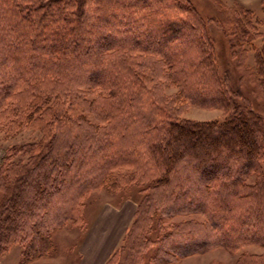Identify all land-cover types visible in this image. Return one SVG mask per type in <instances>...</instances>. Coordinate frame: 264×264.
Masks as SVG:
<instances>
[{
  "label": "trees",
  "instance_id": "1",
  "mask_svg": "<svg viewBox=\"0 0 264 264\" xmlns=\"http://www.w3.org/2000/svg\"><path fill=\"white\" fill-rule=\"evenodd\" d=\"M164 6L178 16L160 15ZM233 23L227 34L235 54L253 39L254 26L244 11ZM150 25L158 26L157 35ZM262 39L254 65L264 83ZM214 49L189 0H0V116L42 133L7 151L20 152L19 159L0 164V175L13 179L0 205V253L20 244L19 264L50 254L52 232L79 218L84 198L124 177L145 183L149 207L161 203L167 215L201 211L212 231L223 229V237L232 232L229 204L248 197L258 206L264 199L256 184H246L259 163L263 120L237 102L239 93L226 75L219 77ZM166 79L190 103L223 108L224 117L177 118L158 93ZM200 87L215 93L199 95ZM179 166L182 178L174 176ZM128 167L135 171L115 172ZM223 189H232L229 197ZM222 200V212L215 213V201ZM263 211L264 202L254 208ZM249 215L238 220L240 227L248 225ZM187 234L173 233L164 257L166 249L188 254L195 248V237ZM255 234L249 229L237 233L240 243H215L241 245Z\"/></svg>",
  "mask_w": 264,
  "mask_h": 264
},
{
  "label": "rangeland",
  "instance_id": "2",
  "mask_svg": "<svg viewBox=\"0 0 264 264\" xmlns=\"http://www.w3.org/2000/svg\"><path fill=\"white\" fill-rule=\"evenodd\" d=\"M189 1L205 21L207 32L213 41L217 74L221 78L226 75L230 86L238 91L237 102L243 106H250L260 115L263 120L264 133V83L257 78L254 65V49L262 45V38H264V0ZM151 7H154L153 3ZM239 11H244L245 16L251 19L254 28H250V33L253 39L250 42H244L241 46L239 45L237 48L241 53L234 54L235 47L230 46L231 39L227 33L234 27L233 19L237 17ZM85 12L86 15L90 13L88 6L85 7ZM176 12L174 8L164 6L159 13L160 15H167L166 18L169 20L178 16ZM137 13H135L136 17L140 12ZM149 31L153 36L157 35L158 26L150 25ZM185 35L190 37L191 34L189 32ZM135 55L138 54L135 53ZM162 83L163 87L157 88L158 93L165 101V106L177 118L209 121L213 119L220 120L224 117L225 110L223 108L201 107L190 103L179 94V87L171 81L166 79ZM213 90V87H200L197 89L199 95L202 96L207 93L214 94L215 91ZM89 93L88 98H92L95 92L91 91ZM9 116H0L1 165L4 160L14 159L16 161L19 157L20 152L16 155L9 154L7 151L10 148L17 149L20 145L38 140L42 136L40 127L37 126H24L23 128H18L17 125L11 126L9 120L13 118ZM87 117L92 122L97 123L91 113L87 114ZM14 121H16V118H14ZM262 142L257 169L249 174L246 184L251 187L256 184L255 187L264 192V137ZM181 168V166L178 167L174 176L182 178ZM134 171V168L128 167L115 172L122 173L125 176ZM12 180V177L0 175V205L5 202L10 194V191L6 188L11 186L9 184ZM2 181L6 185L2 184ZM144 184L137 179L133 178L131 180L129 177H124L115 185L112 184L109 187L92 190L83 200L81 209L78 212L79 215L77 214L79 218L75 219L76 221L66 222L52 232V252L44 257L35 258L22 264H59L55 263L59 259L61 260L60 264H69L70 261L75 264L78 254L77 246L82 242L91 226L95 222L99 224L102 216H107V220L105 219L100 224L103 226L108 247V252L104 253L106 257L103 264H106L115 253L119 254L113 264H264V211L261 213L254 212V208L261 207L264 199L258 206H255L254 202L249 200L248 197L243 201L237 200L236 203L229 204L228 224L233 228V231H226L227 234L223 237V229L217 228L212 231L213 229L206 216L201 211L190 213L172 212L167 215L162 211L164 205L161 203L149 207V202H147L149 192L147 188H144ZM190 184L192 186L194 182L190 181ZM223 190V193H221L226 196L232 189ZM229 194L227 197H229ZM219 196L221 195L217 193L213 198L216 199ZM222 201H215L219 205L214 207L215 213L222 212L221 203H226V201ZM250 209L253 212L250 213ZM152 210H157V212L150 214ZM115 215H118V218L115 219ZM245 215L246 217L249 215L248 225L242 228L238 220L245 217ZM254 216L258 219L253 220L252 217ZM249 223L251 224L249 225ZM249 229L256 233L251 241L232 247L215 243L221 240L231 245L240 243L236 241L238 239L237 233L243 234ZM175 231L180 235L184 233L182 236L189 235L187 233L192 234L196 239L197 246L190 249L191 252L189 251L188 254L173 250L170 252L166 249L169 253L168 258H166L162 252L169 246L170 240L175 238L172 236L173 233H176ZM206 240H208V243H206ZM20 253L21 245L11 244L4 252L0 253V264H19ZM132 253L134 258L130 259L129 255Z\"/></svg>",
  "mask_w": 264,
  "mask_h": 264
},
{
  "label": "crops",
  "instance_id": "3",
  "mask_svg": "<svg viewBox=\"0 0 264 264\" xmlns=\"http://www.w3.org/2000/svg\"><path fill=\"white\" fill-rule=\"evenodd\" d=\"M106 217L102 216L99 224H96L95 222L91 226V229L85 234L82 242H80L77 246L78 254L75 264H103L106 257L104 256V253L108 252V247L106 245L107 241L105 240L106 237L103 232L104 229L100 222H104ZM116 218H118V215H115V219ZM60 261L61 260L59 259L55 263L60 264ZM69 264H73L72 261H70Z\"/></svg>",
  "mask_w": 264,
  "mask_h": 264
}]
</instances>
